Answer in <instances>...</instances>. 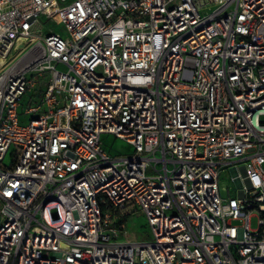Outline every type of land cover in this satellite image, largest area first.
<instances>
[{
    "label": "built area",
    "instance_id": "built-area-1",
    "mask_svg": "<svg viewBox=\"0 0 264 264\" xmlns=\"http://www.w3.org/2000/svg\"><path fill=\"white\" fill-rule=\"evenodd\" d=\"M0 214V264H264V0H0Z\"/></svg>",
    "mask_w": 264,
    "mask_h": 264
},
{
    "label": "rangeland",
    "instance_id": "rangeland-1",
    "mask_svg": "<svg viewBox=\"0 0 264 264\" xmlns=\"http://www.w3.org/2000/svg\"><path fill=\"white\" fill-rule=\"evenodd\" d=\"M39 34H43L46 31L57 32L61 36L66 37L67 31L64 29L62 24L55 21H49L45 25H39ZM46 78H36V84L33 87L30 95L34 98L35 101L40 100V92L44 89L43 80ZM30 116V115H29ZM29 116H26L27 118ZM27 118H22V123L27 122ZM103 146L106 151L112 156L119 155H128L132 153L133 148L127 144L124 140L115 138L112 135H103L102 136ZM232 173L223 168L220 172L218 184L220 188V194L222 198H227L228 196H236V184L231 179ZM2 216L0 214V221ZM256 219L255 217L251 218L250 224L251 227H255ZM126 231L122 233L119 237L121 241H140V240H150L152 238L150 229L147 225L146 217L141 213H134L126 216L125 219Z\"/></svg>",
    "mask_w": 264,
    "mask_h": 264
}]
</instances>
